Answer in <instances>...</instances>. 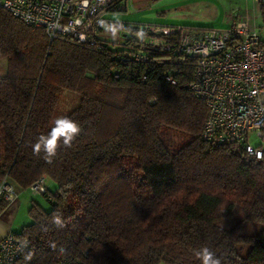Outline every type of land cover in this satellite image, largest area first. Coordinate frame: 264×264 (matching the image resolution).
<instances>
[{"label": "trees", "instance_id": "obj_1", "mask_svg": "<svg viewBox=\"0 0 264 264\" xmlns=\"http://www.w3.org/2000/svg\"><path fill=\"white\" fill-rule=\"evenodd\" d=\"M112 26L122 40L103 37L104 20L93 44L49 40L0 8V180L56 184L41 192L50 209L32 202L13 233L29 245L17 264H200L203 246L221 264H264V229L216 223L240 205L264 225V155L202 137L207 108L188 87L195 59L175 37L162 50L133 24ZM63 116L82 131L49 164L32 145Z\"/></svg>", "mask_w": 264, "mask_h": 264}, {"label": "built area", "instance_id": "obj_2", "mask_svg": "<svg viewBox=\"0 0 264 264\" xmlns=\"http://www.w3.org/2000/svg\"><path fill=\"white\" fill-rule=\"evenodd\" d=\"M126 2L0 0V8L27 25L42 28L49 40L93 44L100 36L103 14L117 4L126 10ZM133 25L147 33L152 46L162 50H167V40L175 37L176 51L195 59L188 87L207 108L202 127L204 139L236 144L255 158L264 155V44L254 28L245 21H233L227 29ZM168 80L175 83L172 78ZM45 178L39 177L28 188L43 192ZM19 193L6 176L0 180V204L14 203ZM28 248V243L12 232L5 234L0 239V264H17Z\"/></svg>", "mask_w": 264, "mask_h": 264}, {"label": "rangeland", "instance_id": "obj_3", "mask_svg": "<svg viewBox=\"0 0 264 264\" xmlns=\"http://www.w3.org/2000/svg\"><path fill=\"white\" fill-rule=\"evenodd\" d=\"M126 12L143 17L144 21L135 23L141 25H179L194 29H227L233 21H245L258 32L261 41H264V25H262L257 0H127L125 11L113 13L122 15ZM102 35L109 41L123 39L120 31L114 26L104 28ZM5 69V59L1 58L0 76L5 74ZM45 180L44 182L49 185L48 189L54 192L56 184L51 179ZM18 197V204L13 212L15 233H18L23 225L30 223L28 209L32 202L38 203L44 210L50 209L42 194L33 192L29 188L20 190ZM243 218L241 206L235 205L229 215L218 219L216 223L224 228H231L239 223L241 234H257L264 229V225ZM243 249L245 252L248 246L244 245Z\"/></svg>", "mask_w": 264, "mask_h": 264}, {"label": "clouds", "instance_id": "obj_4", "mask_svg": "<svg viewBox=\"0 0 264 264\" xmlns=\"http://www.w3.org/2000/svg\"><path fill=\"white\" fill-rule=\"evenodd\" d=\"M142 36L143 33H138ZM82 128L78 122L66 116L59 117L47 135H40L32 145L34 155H41L51 164L57 155L58 148L72 147L75 139L80 135ZM57 225H61L57 218ZM200 264H221V259L207 246H203L194 252Z\"/></svg>", "mask_w": 264, "mask_h": 264}, {"label": "crops", "instance_id": "obj_5", "mask_svg": "<svg viewBox=\"0 0 264 264\" xmlns=\"http://www.w3.org/2000/svg\"><path fill=\"white\" fill-rule=\"evenodd\" d=\"M137 11H138V9H137ZM113 12H116V11H107L102 16V18L106 22L107 26H112L114 23L135 24L137 22H141V21L145 20V19H143V17L135 16L133 13H129V12L127 13L126 12L125 14L120 15L118 13H113ZM45 179L50 180L47 176ZM47 180H45V181H47ZM44 184L46 187L49 186L46 183H44ZM18 198L14 203L6 206L4 208V210L2 212H0V239L5 234H7L9 232L15 233L14 232L15 230L13 229V225L15 222V219L13 217V212L15 210V207L18 204Z\"/></svg>", "mask_w": 264, "mask_h": 264}]
</instances>
